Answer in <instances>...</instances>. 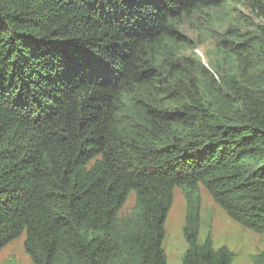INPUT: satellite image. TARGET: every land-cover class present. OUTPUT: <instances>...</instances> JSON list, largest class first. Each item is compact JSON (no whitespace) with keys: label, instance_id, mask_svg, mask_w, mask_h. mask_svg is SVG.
I'll use <instances>...</instances> for the list:
<instances>
[{"label":"trees","instance_id":"1","mask_svg":"<svg viewBox=\"0 0 264 264\" xmlns=\"http://www.w3.org/2000/svg\"><path fill=\"white\" fill-rule=\"evenodd\" d=\"M225 2L0 0V249L24 232L32 264H166L176 187L181 264L232 261L198 241L199 187L264 236V0L210 66L181 32Z\"/></svg>","mask_w":264,"mask_h":264},{"label":"rangeland","instance_id":"2","mask_svg":"<svg viewBox=\"0 0 264 264\" xmlns=\"http://www.w3.org/2000/svg\"><path fill=\"white\" fill-rule=\"evenodd\" d=\"M260 23L250 0H226L215 9L196 11L186 17L181 32L192 41L193 48L185 52L198 57L210 66L214 59L216 37L230 28L251 31ZM200 197V225L198 241L202 242L209 234L212 245L225 246L232 254L230 264H251V258L264 250V236L252 229L243 227L231 218L212 200L203 187L198 189ZM134 204L130 193L119 215L127 213ZM185 218V201L180 188L173 191L171 207L163 224L162 248L166 264H181V257L187 247L182 227ZM25 233L22 232L0 249V264H32L24 250Z\"/></svg>","mask_w":264,"mask_h":264}]
</instances>
